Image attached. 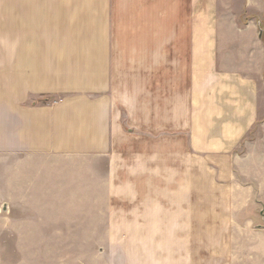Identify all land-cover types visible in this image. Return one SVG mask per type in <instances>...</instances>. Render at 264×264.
I'll list each match as a JSON object with an SVG mask.
<instances>
[{
  "label": "crops",
  "instance_id": "1",
  "mask_svg": "<svg viewBox=\"0 0 264 264\" xmlns=\"http://www.w3.org/2000/svg\"><path fill=\"white\" fill-rule=\"evenodd\" d=\"M218 4L0 0V83L15 85L13 95H0V264L37 262L35 197L38 181L52 176L39 167L38 156L56 157V179L70 173L83 180V155L93 156L87 194L100 196L104 180L111 243L121 231L129 233L127 244L138 233L148 243L151 228L162 233L154 243L172 250L169 258L158 250L157 264H181L182 243L190 245L186 264H264V0H224L221 14ZM7 52L11 56L2 54ZM153 82L188 85L187 154L163 137L155 157L119 141L115 95H62L50 104L18 95L24 85H85L88 91ZM257 127L262 130L247 142ZM68 157L74 162L62 161ZM139 186L145 219L116 216L113 201L137 200ZM76 190L52 194L85 195L83 184ZM92 208L101 211L95 201ZM197 243L206 251L198 253ZM210 243L219 244L216 251ZM129 254L134 264V252Z\"/></svg>",
  "mask_w": 264,
  "mask_h": 264
},
{
  "label": "rangeland",
  "instance_id": "2",
  "mask_svg": "<svg viewBox=\"0 0 264 264\" xmlns=\"http://www.w3.org/2000/svg\"><path fill=\"white\" fill-rule=\"evenodd\" d=\"M218 1L219 13H224V0ZM2 54L4 56H11V52ZM8 62L11 63V60ZM14 86L9 83H0V95H13ZM84 86L56 84L24 85L23 87L21 86V91L18 95H37L36 100L38 104L54 103L62 95H115L116 99H112V104H116V112L114 115L116 117V123L120 126L118 129L119 132L117 133V139L119 141H122V143H131L134 145L133 150L138 153L148 151V155L152 154L155 157L154 151H156L157 141L163 137L167 142H176L180 148L182 145V154L183 152L187 154L190 140V116L187 115L186 109L184 108V99L188 98V95H185L188 85L166 82L164 85L157 84L156 82L132 85L108 84L96 86L94 89L88 91L83 89ZM160 93L164 95H160ZM198 96L203 97V95ZM163 105L164 109L162 110L160 107ZM135 107L141 109L140 114L135 115L133 113ZM180 107L183 109V112L180 115L174 114L173 108ZM260 114H264V95H260ZM174 120L181 121L180 128L179 126L177 128L173 126ZM162 121H164V131L161 128ZM262 121L260 120L259 124ZM260 130L262 129L258 127L253 129L247 137V142L254 140ZM44 158L38 156L39 167L43 168V165H45L44 171L46 169L47 172L52 173V176L47 181H38L40 184L37 190L38 194L35 197L37 207L36 264H130L129 252H134V264H147L146 262L148 264H157L156 257L158 250L162 251L163 249L166 257L172 252L166 242L162 248L161 243L159 245L154 243L159 239L158 235L160 236L162 233L159 232L157 234L156 230L152 233L151 228L149 229L150 236L147 238L148 243L146 242V237H144L145 234L138 233L139 235L137 234L138 236L134 237L135 239L133 238V243L131 245L127 244L125 239L128 238L129 233L125 231L118 232L117 240L115 243H111V235L107 227L108 205L110 201L105 193L107 190L104 187V180L101 181L100 196L94 197L92 194H87L90 193L89 191H91L92 187L91 180L87 178L91 175L92 155L79 156L83 160V165H85V172L83 173L85 179L83 180L72 179L69 176L70 173L68 175L66 174L68 179H56V177L60 176L57 171L60 169L54 163L51 166V163L55 161L56 157ZM43 160L45 164L42 163ZM62 161L69 164L68 162H74V159L73 157H68L62 158ZM102 167L105 172L107 163L103 164ZM81 174L79 173V175ZM82 184L84 185L85 195L52 194L55 192H75L77 191L76 187ZM138 191L137 197L134 196L135 199L138 198L137 200L123 201V199L119 200L116 198L113 201L116 205L115 208L118 209L117 214L115 211L116 216L119 215L122 218L124 214H127L126 217L128 219H145L144 216H146V213L141 210L145 203L144 188L139 186ZM200 199L199 196H196V205H198V208L201 206ZM94 201L96 207H101V211H93ZM194 201L195 195L193 196ZM94 218L98 222L100 221L101 227L96 229L93 227ZM199 218L198 213V220ZM216 218L214 217V219ZM262 222L264 223V221ZM199 229L201 233L203 229ZM187 230L188 228H181L180 233L186 232ZM211 231L213 242L215 235H217V228L214 226L211 228ZM208 245L216 251L219 244L210 243ZM178 246L183 251L181 254L185 255V258H181L180 262L181 264H186L190 245L182 243ZM196 246L198 247L196 249L198 253L206 251L202 249V244L197 243ZM144 254L148 260L146 259L141 262L139 256L142 257ZM137 256L138 258H136ZM178 260L177 258L175 263Z\"/></svg>",
  "mask_w": 264,
  "mask_h": 264
}]
</instances>
